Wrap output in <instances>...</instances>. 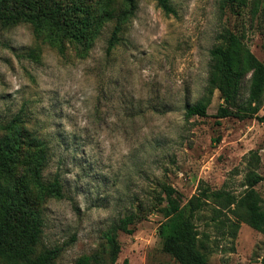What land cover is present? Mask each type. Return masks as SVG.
I'll use <instances>...</instances> for the list:
<instances>
[{
  "label": "rangeland",
  "instance_id": "rangeland-1",
  "mask_svg": "<svg viewBox=\"0 0 264 264\" xmlns=\"http://www.w3.org/2000/svg\"><path fill=\"white\" fill-rule=\"evenodd\" d=\"M170 3L174 13L166 14L139 0L110 52L114 22L103 20V10L121 0L87 2L83 16L94 24L81 41L36 36L24 23L0 27V125L18 126L31 149L46 148L41 177L57 176L62 186V197L36 199L41 246L59 249L57 264L102 253L107 231L131 215L132 234L117 235L115 264H173L161 252L163 185L183 203L204 189L238 201L260 177L254 190L264 210V96L251 118H216L217 91L205 117L186 116L203 96L220 31L241 36L264 64V0L257 8L253 0L244 8L227 0ZM249 78L235 111L247 108ZM213 209L206 201L194 221L207 264H260L264 234L238 210L215 219Z\"/></svg>",
  "mask_w": 264,
  "mask_h": 264
},
{
  "label": "trees",
  "instance_id": "trees-1",
  "mask_svg": "<svg viewBox=\"0 0 264 264\" xmlns=\"http://www.w3.org/2000/svg\"><path fill=\"white\" fill-rule=\"evenodd\" d=\"M138 1L121 0L120 8L103 10V20L114 22L108 52L118 43L124 22L135 15ZM151 1L166 14L174 13L170 0ZM227 1L231 5L237 3L238 8L247 6V0ZM87 2L89 0H0V27L9 28L24 23L32 27L36 36L56 41H81L94 24L93 16H83ZM253 4L257 8L258 0H253ZM215 39L217 43L209 51L203 96L186 109V116L205 117L211 98L217 91L223 105L218 108L216 118H251L257 113L264 96V64L252 54L242 37L229 29L220 31ZM248 75L247 108L235 111L241 81ZM0 128L7 133L4 137L0 136V261L3 264H57L59 249L41 246L43 221L36 209V199L62 197L61 182L57 176L50 182L41 177L47 165L46 148L38 146L31 149L35 148V144L22 136L18 126L0 125ZM24 146L28 151L22 154ZM261 179L257 177L247 182V190L238 201L228 193L204 189L183 203L180 194L163 185L156 202V205L163 204L160 211L165 220L159 230L163 239L161 252L173 264H207V254L200 245L194 223L206 201L218 207L213 209L215 219L222 215L223 210L230 213L238 210L240 214L235 215L241 221L264 234V210L254 190ZM232 206L234 209H231ZM132 224V215L118 220L105 234L103 252L85 256L79 264H115L120 252L118 232L132 234V229H129ZM260 264H264V257Z\"/></svg>",
  "mask_w": 264,
  "mask_h": 264
}]
</instances>
